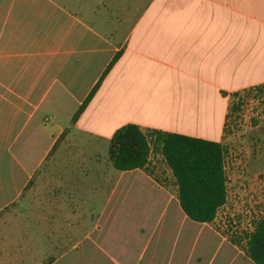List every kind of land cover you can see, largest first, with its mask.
<instances>
[{
  "label": "crops",
  "instance_id": "0c3cea01",
  "mask_svg": "<svg viewBox=\"0 0 264 264\" xmlns=\"http://www.w3.org/2000/svg\"><path fill=\"white\" fill-rule=\"evenodd\" d=\"M263 85L264 0H0V264H255L156 153L118 171L108 149L130 124L221 142Z\"/></svg>",
  "mask_w": 264,
  "mask_h": 264
},
{
  "label": "trees",
  "instance_id": "16d2710c",
  "mask_svg": "<svg viewBox=\"0 0 264 264\" xmlns=\"http://www.w3.org/2000/svg\"><path fill=\"white\" fill-rule=\"evenodd\" d=\"M120 57V53L114 57L105 75ZM103 79L79 107L73 122L94 98ZM157 152L175 179L178 199L188 218L197 223H214L228 202L223 144L175 133L143 132L133 124L120 128L109 142V160L118 171L147 170L152 154ZM230 240L255 264H264V218L254 221L252 230L244 233L245 245L239 239Z\"/></svg>",
  "mask_w": 264,
  "mask_h": 264
},
{
  "label": "rangeland",
  "instance_id": "374dc122",
  "mask_svg": "<svg viewBox=\"0 0 264 264\" xmlns=\"http://www.w3.org/2000/svg\"><path fill=\"white\" fill-rule=\"evenodd\" d=\"M220 143L225 148L228 202L219 211L216 225L230 239L245 245L244 233L252 230L254 221L264 218V85L230 96ZM157 153L156 165L166 167ZM40 193V187L34 185L24 197L37 198Z\"/></svg>",
  "mask_w": 264,
  "mask_h": 264
}]
</instances>
